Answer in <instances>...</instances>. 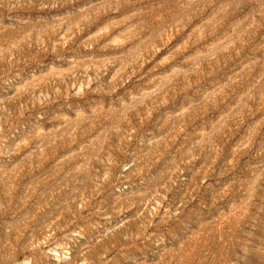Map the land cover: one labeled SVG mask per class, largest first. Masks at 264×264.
<instances>
[{"label": "rangeland", "instance_id": "rangeland-1", "mask_svg": "<svg viewBox=\"0 0 264 264\" xmlns=\"http://www.w3.org/2000/svg\"><path fill=\"white\" fill-rule=\"evenodd\" d=\"M0 264H264V0H0Z\"/></svg>", "mask_w": 264, "mask_h": 264}]
</instances>
